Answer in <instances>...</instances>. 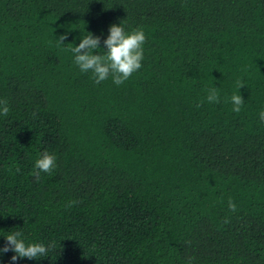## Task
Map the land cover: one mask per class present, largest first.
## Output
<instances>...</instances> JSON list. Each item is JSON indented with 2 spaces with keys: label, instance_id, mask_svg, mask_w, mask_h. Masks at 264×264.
Masks as SVG:
<instances>
[{
  "label": "trees",
  "instance_id": "obj_1",
  "mask_svg": "<svg viewBox=\"0 0 264 264\" xmlns=\"http://www.w3.org/2000/svg\"><path fill=\"white\" fill-rule=\"evenodd\" d=\"M120 23L142 67L97 84L70 49ZM0 100V248L55 244L0 264H264V0H0Z\"/></svg>",
  "mask_w": 264,
  "mask_h": 264
},
{
  "label": "clouds",
  "instance_id": "obj_2",
  "mask_svg": "<svg viewBox=\"0 0 264 264\" xmlns=\"http://www.w3.org/2000/svg\"><path fill=\"white\" fill-rule=\"evenodd\" d=\"M108 32L109 35L103 41L106 48L103 53L98 51L101 49V38L94 36L91 32H87L88 34L81 38L78 46H72L70 51L74 55V64L83 73L91 72L95 83L99 84L111 77L113 83L119 86L127 81L133 73L141 69L146 35L142 27L126 31L122 23L110 25ZM67 38L66 33L60 35L58 44H65L64 41ZM236 84L238 89L245 86V83L240 79L236 81ZM206 100L208 103H220V96L216 87L208 89ZM230 102L233 105L232 111L237 114L240 113L244 104L242 95L233 94L230 97ZM9 111L8 101L0 100V116L7 117ZM259 117L264 122V111L259 113ZM56 161L57 157L47 150L40 155L34 164L33 176L36 182H39L41 173L50 174L56 168ZM16 171L19 172L20 169L17 168ZM76 203L75 200L70 201L67 207L71 208ZM228 208L233 213L237 211V206L231 198L228 199ZM224 223H229V220L225 219ZM21 237L20 231L6 235V243L0 248V253L14 252L15 255L11 257L13 262L17 261L18 258L34 260L47 257L50 249L55 246L54 242L48 246L43 243H26ZM194 259V257H189V264Z\"/></svg>",
  "mask_w": 264,
  "mask_h": 264
}]
</instances>
